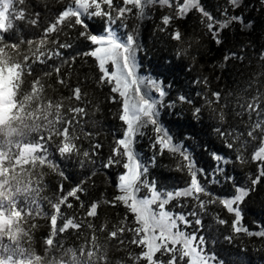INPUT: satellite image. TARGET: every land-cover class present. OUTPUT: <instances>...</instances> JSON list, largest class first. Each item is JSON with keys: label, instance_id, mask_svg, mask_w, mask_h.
I'll return each mask as SVG.
<instances>
[{"label": "trees", "instance_id": "16d2710c", "mask_svg": "<svg viewBox=\"0 0 264 264\" xmlns=\"http://www.w3.org/2000/svg\"><path fill=\"white\" fill-rule=\"evenodd\" d=\"M114 2L122 4V0ZM200 2L217 20L225 19L224 12L227 10L229 16L240 15L244 22H233L220 31L221 42L217 44L205 26L207 21L196 10L184 18H174L165 26L162 20L164 16L175 17L176 0H173L171 8L159 3L150 6L143 19L137 18L136 9H133L123 21H117L114 28L122 38L129 34L135 37L139 49L137 74L163 82L168 95L164 97L165 106L160 109L159 119L174 141L186 146L197 168L206 169L210 176L216 166L210 154L217 152L223 155L230 161L223 165L227 175L234 177L235 184L248 187L251 178L258 174L259 162L252 161L251 156L259 141L247 144L243 150L244 162L237 161L236 156L240 144L249 139L247 132L257 120L255 112L250 115L242 106L252 102L259 94L260 107L264 109V3L261 0H241L240 6L234 9L229 0ZM69 3L70 0H27L24 7L28 18L35 19L34 14L39 12L38 23L33 26L27 21H15L13 31L5 35L17 43L23 38L25 43L17 50L3 52L5 59L16 61L25 54L30 55L26 41L39 39L44 28ZM88 23L90 31H103L104 21L101 18H93ZM176 30L182 34L183 44L172 39L171 34ZM81 31L80 26H64L59 34H51L47 48L55 49L56 45L51 43L55 39L72 45L60 50L62 59L69 62L61 64V58L54 57L43 64L33 63L31 74L25 71L22 86L15 93L23 98L24 104L23 110L16 112H13L11 102L14 93L11 84L13 73L10 74L5 116L0 122V223L14 231L11 240L13 249L9 254L12 264H104L106 257L109 264H117V261L132 264L130 254L141 251V248L130 243L132 234L128 231L123 234V244L109 238L114 226H120L126 216L125 223L134 226L133 217L122 204L113 206L106 203L120 194L117 184L119 175L125 171L122 164L110 168L103 165L112 155L115 140L122 136L124 126L119 118L120 104L110 99L114 95L110 87L98 82L100 73L96 61L90 56L77 55L93 47L80 37ZM182 49H187V52L178 55ZM73 56L74 61L71 60ZM54 66H60L59 74L54 71ZM37 79L44 86L45 102L49 99L53 103L61 101L64 105L62 113L66 117L72 115L68 112L69 107L85 108L87 115L76 126L79 136L77 143L82 150L89 151L90 160H85L82 155L62 159L56 151V145L60 142L58 136L53 137L49 149L51 158L59 164L58 171L41 168L33 159L30 145L44 131L41 119H34V116H42V113L36 99L28 92L32 82ZM61 79L65 83H59ZM76 87L87 94L81 101L73 98L72 90ZM217 92L221 97L218 102L212 95ZM152 95L156 97L157 94L153 92ZM179 95L188 97L192 103L179 102ZM206 100L212 103L208 104ZM172 102H175V107H168ZM196 108L201 109L198 114L195 113ZM221 114L223 120L220 119ZM260 119H264V114ZM217 128L227 135L218 134L215 131ZM144 132L145 135L136 139L135 149L149 166V179H155L158 186L168 190L184 188L190 178L186 171L177 170L181 158L168 152L156 155L151 147L154 136L152 128L148 127ZM44 135L47 136V132ZM228 143H232L233 148L229 149L226 146ZM96 144L100 145L98 149L94 148ZM154 155L155 161L152 162ZM60 171L64 173L63 176L59 174ZM202 179L207 182V177ZM220 179L223 180V177ZM10 181L14 188L10 189ZM78 185L83 191L78 193L79 199L69 198L68 203L72 207L61 206L57 228L66 217L75 218L82 226L58 232L54 243L47 245L46 239L52 230V203ZM207 186L222 198L235 195L231 182L208 183ZM5 188L11 190V195L8 202L1 203ZM203 199L207 200L208 197ZM93 202H99L97 215L88 217L86 213ZM39 204L46 214L34 213V206L38 207ZM239 207L241 224L252 235L234 232V214L227 212L219 203L209 204L200 212L202 227L193 223L186 230L196 231L198 236L205 238L206 251L216 257V264H264V236L255 234L264 231V179ZM167 208L176 213H188L194 208L200 211L196 208V202L188 198L174 200ZM18 212L22 215H18ZM217 217L227 223L219 224Z\"/></svg>", "mask_w": 264, "mask_h": 264}, {"label": "snow or ice", "instance_id": "6c2138e0", "mask_svg": "<svg viewBox=\"0 0 264 264\" xmlns=\"http://www.w3.org/2000/svg\"><path fill=\"white\" fill-rule=\"evenodd\" d=\"M264 3V0H261ZM167 5L173 7V0H122V4L115 3L114 0H70V3L58 14L55 19L44 28L43 35L37 39H29L26 43L29 46V53L23 55L22 59L16 61L0 60V69L13 73L11 81L12 91L14 95L11 97L13 104V112L23 110V98L15 95L18 93L25 71L31 74L33 63H46L54 57L61 58V64L69 61L62 59L61 49L71 48L68 43H60L58 39L52 40L51 43L56 45L55 49H49L46 45L49 43L51 34H59L63 31V27L75 28L80 26L83 31L79 33L80 37L88 41L93 47L88 51L77 53V55L90 56L97 64L99 70V84L108 85L112 94L110 99L114 103L120 104V120L123 123V134L115 140L112 148V155L103 165L104 168H110L114 165L122 164L125 170L118 177L117 189L119 195H116L113 200L106 201L113 206L118 203L122 204L127 213L133 217V225H127L125 221H121L120 226H114V229L109 233V238H115L120 244L124 243L123 234L128 231L132 234L130 243L141 248L138 254H130L132 264H216V257L210 255L206 251V241L203 236H198L196 231L188 232L193 223L198 227H202L200 212H203L209 204L219 203L227 212L234 214L232 228L234 232H249L247 228L241 224L242 213L239 205L244 199L255 190V186L264 179V119L260 116L264 114V109H261L259 94L253 98L252 102L246 104L245 110L251 113L255 112L257 120L252 124L247 132L248 140L240 144L236 160L244 162L243 150L250 141H259V146L252 153V161L258 163V174L251 178V185L248 187L235 184L234 177L227 175L225 167L230 163L229 160L217 152H212L211 158L216 162V166L212 171V175L204 168H197L195 161L192 158L188 148L174 141V137L160 123V109L165 106L164 97L168 95L162 81L150 77H140L137 74V52L138 45L135 37L131 34L126 38L118 35L114 26L117 21H123L126 14L132 13L136 9V16L139 19L145 17L146 10L154 4ZM231 6L235 9L240 6L241 0H229ZM27 0H0V56L8 49L17 50L20 45L25 43L23 38L19 43L9 40L6 33H10L15 28V21H27V23L35 26L38 23L39 12H36L35 19H29L27 9L24 7ZM45 7L47 4L45 3ZM196 10L206 20V27L213 35L217 44L221 41L219 33L224 28H227L233 22L243 23V17L240 15L229 16L227 10L224 12L225 19L217 20L211 13L207 12L202 6L200 0H176L175 17L164 16L162 18L165 26L178 17L184 18L189 12ZM93 18H101L104 21L102 32L90 31L89 20ZM123 26V25H121ZM172 39L183 44L184 40L179 30L171 34ZM187 52V49H182L178 55ZM20 52L18 57H20ZM234 55V54H232ZM227 60L228 57H225ZM264 59V57H262ZM31 60V63L29 61ZM75 60V56L71 57ZM6 66V67H5ZM54 71L59 74L60 66H54ZM63 84V79L58 81ZM73 98L76 101H81L86 93H82L80 87L73 90ZM39 106L42 116H34V119H41L44 131L38 135L30 148L32 150L33 159L41 167H47L52 171L59 170V164L55 162L52 153L49 150L51 141L54 136L60 138V142L56 145L57 154L62 158H70L72 156L82 157L85 160H90L89 151L82 150L77 141L76 126L80 124L83 116L87 115L83 107H69L68 112L72 113L70 117H66L62 113L64 107L61 101L53 103L52 100L45 102L43 97L44 86L40 80H34L31 88L28 91ZM156 93V97L152 93ZM218 102L221 97L220 93L212 94ZM179 102L192 103L188 97L179 95ZM206 103L211 104L212 101L206 100ZM175 107V102L167 105ZM200 108L195 109L198 114ZM221 114L220 119L223 120ZM62 125V127H60ZM151 127L154 133L151 147L155 150L156 155H163L165 152L173 155H178L181 159L177 163L178 171H186L189 176L187 185L182 189L168 190L162 186H158L155 179H149V166L146 164L139 152L135 149L136 139L145 135L144 129ZM83 130L82 127L80 129ZM221 136L227 135L220 128L215 130ZM47 132V136L44 133ZM260 135L257 136L256 133ZM238 138V137H237ZM229 149L233 148L232 143L226 145ZM99 144L94 145L98 149ZM155 161V155L152 162ZM83 164V160L81 161ZM64 175L62 171L59 172ZM202 177H207L205 182ZM223 177V180L220 178ZM231 182L235 189V195L222 198L211 192L208 188V183L220 184L223 182ZM83 189L79 185L71 191L62 195L59 200L52 203L53 214L50 215V223L52 226L51 233L46 239V244L54 243V238L57 233H63L68 229H79L82 225L75 221V218H65L64 223L57 228V221L60 218L61 206L66 205L72 207L68 203L69 198L79 199L78 193ZM203 197H208L207 200ZM180 198L192 199L196 202V211L194 208L188 213H176L168 210L167 206L170 202ZM99 202H93L86 215L94 217L97 215ZM36 215L46 214L41 211V204L38 207L34 206ZM22 215L21 212L17 213ZM192 217V219H189ZM218 223L223 225L227 221L216 218ZM35 227V225H33ZM91 227V225H89ZM256 235L264 236V231L255 233ZM226 239H230L226 237ZM93 241L95 238L93 237ZM104 264H109L108 257L105 258ZM117 264H123V261H117Z\"/></svg>", "mask_w": 264, "mask_h": 264}, {"label": "rangeland", "instance_id": "374dc122", "mask_svg": "<svg viewBox=\"0 0 264 264\" xmlns=\"http://www.w3.org/2000/svg\"><path fill=\"white\" fill-rule=\"evenodd\" d=\"M10 74L11 72L0 69V122L5 116V97H6V92H7V85L10 79ZM8 185L10 189L11 187L14 188L12 181H10ZM10 189L5 188L3 190V199L1 200V203L8 202L10 195H11ZM13 233H14L13 230H11L10 228H7V229L4 228L2 222L0 223V264L1 262L5 264H12V262L9 259L10 258L9 254L12 252V249H13L12 241H11L13 238ZM73 260L74 261L76 260L78 262V260L75 258ZM14 264H17V263L15 262Z\"/></svg>", "mask_w": 264, "mask_h": 264}, {"label": "clouds", "instance_id": "9594fccd", "mask_svg": "<svg viewBox=\"0 0 264 264\" xmlns=\"http://www.w3.org/2000/svg\"><path fill=\"white\" fill-rule=\"evenodd\" d=\"M3 59H5V56L4 55L0 56V60H3Z\"/></svg>", "mask_w": 264, "mask_h": 264}]
</instances>
